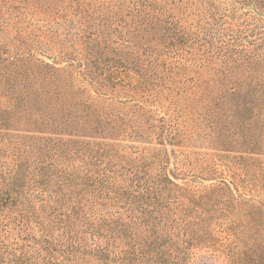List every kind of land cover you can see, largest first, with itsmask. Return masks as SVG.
Segmentation results:
<instances>
[{
	"label": "rangeland",
	"instance_id": "rangeland-1",
	"mask_svg": "<svg viewBox=\"0 0 264 264\" xmlns=\"http://www.w3.org/2000/svg\"><path fill=\"white\" fill-rule=\"evenodd\" d=\"M17 95L0 264H264V0H0Z\"/></svg>",
	"mask_w": 264,
	"mask_h": 264
},
{
	"label": "trees",
	"instance_id": "trees-1",
	"mask_svg": "<svg viewBox=\"0 0 264 264\" xmlns=\"http://www.w3.org/2000/svg\"><path fill=\"white\" fill-rule=\"evenodd\" d=\"M40 69L42 71L35 72L34 75L33 73L28 74L29 77L32 76L29 82L27 81L26 78L24 79V87L23 89H21L22 90L21 95L24 94L25 96L29 97L28 93H30V90L33 87H35L32 85L33 77L35 78L36 81H39V79H41V83L44 89L47 84H52L53 76H54L53 72H55V69L49 65L40 67ZM43 88L41 87V84H39V87L37 86V91H33V92H35L39 96H42L43 94H45ZM21 100L23 101V99H20L19 95H17L16 97H14L13 101L9 104V107L0 112V125L1 126H6L7 124H10V123L12 124L35 123L33 117L35 116H37L38 118L43 117V111L35 109L32 100L27 99L28 102L23 103L24 105L22 106H21V103H22ZM15 114H17L19 118L14 121L12 120V118ZM30 125H34V124H30ZM129 258H131L130 255L118 258L116 260H120L118 261L120 264H128L129 262L133 260Z\"/></svg>",
	"mask_w": 264,
	"mask_h": 264
}]
</instances>
